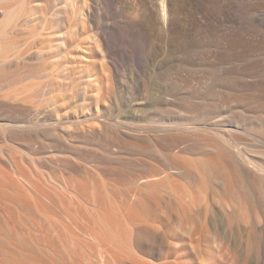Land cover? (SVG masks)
<instances>
[{"label": "bare ground", "instance_id": "obj_1", "mask_svg": "<svg viewBox=\"0 0 264 264\" xmlns=\"http://www.w3.org/2000/svg\"><path fill=\"white\" fill-rule=\"evenodd\" d=\"M240 6L236 0H0V134L5 137L0 140V264H264V194L255 186L258 179L264 182V158L245 152L242 142L216 149L228 177L224 195L206 194L202 199L197 238L192 230L174 233L182 223L172 233L165 225L178 218L193 222L188 210L195 197L186 200V192L177 193L176 187L169 189L173 194L162 193L167 180L184 173L181 168L159 167L144 178L142 182L156 190L147 198L141 192L144 186L134 185L116 197L118 192L110 191V205L100 204L101 183L88 184V217L80 207L85 204L73 199L79 193L71 180L60 183L49 175L40 183L44 173H36V179L31 172L27 176L22 166L31 157L21 150V141L7 139L22 131L70 136L75 131L106 132L109 127L142 135L145 128L135 122L142 114L137 100H170L163 96L165 72L200 65L197 15L210 23L214 15L229 17V11L247 15ZM251 7L258 12L262 8L259 1ZM257 17L263 27L258 35L264 39V16ZM253 42L245 31L227 33L224 47L243 50L225 75L234 88L247 82L250 91L264 98V59ZM257 61L261 73L250 72ZM124 63L131 65L133 81L123 80ZM232 108L245 124L246 105L235 101ZM249 116L256 125L252 131L264 142L263 115ZM170 127L160 125L162 131ZM7 148L16 152L9 154ZM207 168L214 170L212 162ZM234 175L241 179L244 195L233 192ZM28 211L36 216L30 219ZM27 222L29 227L19 224ZM74 223L84 225L85 233ZM212 225L215 232L210 231Z\"/></svg>", "mask_w": 264, "mask_h": 264}, {"label": "rangeland", "instance_id": "obj_2", "mask_svg": "<svg viewBox=\"0 0 264 264\" xmlns=\"http://www.w3.org/2000/svg\"><path fill=\"white\" fill-rule=\"evenodd\" d=\"M236 1L241 3V10H248L247 15H239L237 12L229 11V17L221 18L215 15L212 16L213 23L207 22L202 15H197L198 22L201 26L199 35L201 46L198 54L200 65L165 72L167 77L162 82V86L166 94L163 96L170 97V100L166 98H162V100L152 98L150 103H143L137 100L142 114L137 117L135 122L140 127L145 128L142 135L139 133H125L115 128L112 129L111 127H109V130H105L106 132L85 133L75 131L70 136L27 131L17 132L12 135L8 134L7 139L21 141L24 147L21 150L27 153L28 157H31V159H26L22 166L24 167L23 170L25 169L26 171H24L28 173L27 176L32 174L30 177L36 179L39 176L37 174H46L39 176L40 179L38 180H40V183L43 177L47 179L49 175L53 179L56 178L57 182L60 183H66L71 180L70 182L73 183L74 189L79 193V196H77L78 199L77 197L73 199L77 202L80 201V204H85V206L80 205L74 200L73 204L77 203L76 205L74 204L75 206L79 204L81 209L82 207L84 208L81 211L86 213L88 211L87 203L91 201L89 200L91 198H89L88 188L94 182L101 183V186L105 188L102 187L104 191H102V199H99V201L101 200L100 204L110 205V198L115 193L118 192L114 195L115 197L119 196L118 194L121 192L125 195L124 191L130 190L134 185L136 186L134 189H140L144 186L141 192L146 198L155 195V187H147L142 182L144 178L156 172L159 167H179L184 173L177 175L174 179L167 180L170 182L166 181L167 183L163 184L165 187L162 193H172L173 191L170 192L169 190L170 187H173L172 190L176 187L175 191L178 189L176 191L177 193L179 190L183 194L186 192V195H182L186 196V200L191 201L195 197L193 200H196L194 201L196 205L194 206V202L191 201L193 205L190 203L191 209L188 210L191 212H188L190 214L188 216L193 222L190 224L186 222V225L185 222L181 220L180 222L178 217L177 220L174 217L176 221L171 222L170 220L165 223L166 229L172 233L174 231L172 229H175L177 224L182 223L180 224L182 226L177 227V230L180 227V232L174 231V233H181V230L187 229V231L192 230V232H195V237L199 238V230L203 224V205L201 206V201L206 194L214 195L215 193V197L220 198L224 193L223 185L228 177L222 167L224 159L220 157L216 149L221 144L236 146V141H238L245 145L246 149L243 148L245 152L264 158V142H261L258 136L252 131L256 125L249 116V113H254L262 114L264 117V98L250 91L247 82L242 84L244 86L240 88H234L235 84L233 80L227 78L225 72L237 64L238 51L243 50V48L231 49L223 45L226 35L231 29L245 31L247 37L253 40L254 45L257 46L256 53L262 55L261 57L264 59V39L258 35L262 33L261 29L263 27L257 17L259 14L264 16V0ZM258 1L262 7L259 12L251 7L252 2ZM260 64L261 62L258 61L257 63H253L249 71L261 73ZM142 67L145 72H150L147 66H143L142 64ZM131 71V65L124 63L121 68L123 80L131 81L132 79L133 81ZM120 87L124 88L121 84ZM235 101L243 102L248 109L245 124L239 122V115L233 111L232 104ZM156 104L157 108L152 109ZM0 113H3L2 109H0ZM72 115H76V112L73 111ZM163 122L166 124H163ZM160 125H169L171 127L162 131ZM2 128L0 126V133L3 131ZM4 139L5 137L0 134V140L3 141ZM10 146L11 143H8V147ZM7 152L13 154L16 151L14 148H7ZM178 152L180 153L178 154ZM210 162H212L214 170L207 168V164ZM203 170L205 171L203 172ZM232 179L235 187L233 192L244 195V186L241 179L235 175ZM106 182L109 186H107L108 184ZM255 186L256 188L261 187L264 194V182H260L258 179ZM108 187L110 189L113 187L112 189L114 191ZM110 191L114 192V194ZM108 200L109 202H107ZM146 205L149 204L146 202ZM57 208L60 211L61 206L59 205ZM216 208L219 209L217 204ZM139 210L142 209L139 208ZM84 212L80 214H84ZM80 214L78 213L77 216ZM27 215L31 219L36 216V212L28 211ZM86 215L90 216V212L88 211ZM77 216L75 218L77 221L78 219L80 221L81 217L77 218ZM80 216L84 217V215ZM174 218L172 217V220ZM9 220L12 221L11 218ZM45 221H42V223L45 222L47 225L48 221ZM1 222L5 226L4 220ZM194 223L195 226L193 225ZM19 224L23 228L28 226V222L27 224ZM29 225L32 226L30 223ZM80 225L77 226L81 229L79 231H84V228H81L84 225ZM189 226H191L190 230H188ZM213 226H209L211 232H215V227ZM74 227L76 226L74 225ZM75 229L78 230V228ZM79 231H76L77 234L82 233ZM159 234L163 235V231L161 230ZM159 234L158 236H160ZM81 236H83V239L84 237L87 239V236ZM161 237L163 238V236ZM161 237L159 238L162 239ZM89 241H94V238Z\"/></svg>", "mask_w": 264, "mask_h": 264}]
</instances>
